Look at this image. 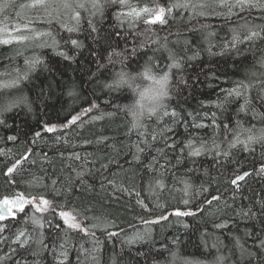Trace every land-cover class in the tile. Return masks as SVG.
<instances>
[{"label":"trees","instance_id":"trees-1","mask_svg":"<svg viewBox=\"0 0 264 264\" xmlns=\"http://www.w3.org/2000/svg\"><path fill=\"white\" fill-rule=\"evenodd\" d=\"M31 2L0 0V6L9 4L5 11L0 12V29L8 24L20 25L23 29V25L31 20L34 21L31 28L52 31L56 43H53V37H36L23 29L20 35L33 38L11 45L0 44V104L21 97L24 101L0 115V120L4 121L0 124V200L19 194L26 197L42 195L53 202V209L57 211L60 210L59 205L67 206L63 210L77 209L81 213L79 219L89 227L90 232L95 233V237L79 232H69L66 236L64 231L58 232L54 226L62 224V221L53 216L50 210L46 219L51 220L53 227L45 226V242L50 246L55 245L56 254L49 250L41 256H33L31 251L35 245L21 248L13 242L19 230H26L27 235H35L28 219L32 209L26 206L25 212H17L16 219L8 217L0 221V228L6 229L0 232V257H4L0 264H59L60 261L63 264H77L81 246L92 249L95 240L100 242L97 253L99 264H215L216 257L221 255L228 257L225 264H236L238 253L232 255L233 237H241L242 242L246 240L249 247H252L256 236L264 238V215L259 212V202L264 200V173L257 171L264 164V147L255 144L251 150L244 151L237 145L231 150L230 157H219L218 162L211 155L189 158L166 171L163 176L158 172H146L139 165L124 171L129 168L124 161L132 159L130 153L135 151L133 145L139 142V131L143 130L129 131L134 118L125 110V106L133 104L138 99V91L151 83L139 75L145 65L153 66L154 74L160 73L170 63L168 53L162 49L154 51L159 47L157 44L146 43L141 47L145 36L138 33H144L148 26L142 20L136 21L133 27L128 22L120 24L111 7L106 8L103 16H90L89 12H83L79 30L69 33L58 23L50 28L39 23L45 15L43 9L20 7ZM130 2L136 7H151L164 5L168 0ZM257 15L253 13V16ZM189 17L188 12H174L167 18V24L153 25L152 32L146 34L153 39L168 37V47L185 56L182 68L171 70L170 98L166 100L169 110L175 109L181 117H187L188 113H199L196 123H209L204 113L216 112L220 121L230 123L232 127H235L236 121H240L245 128H264V105H260L259 101H253L246 112H239L242 99L226 105V111L215 107L224 97L222 89L232 88L251 70L260 71L256 61L264 54V41H256L255 46L238 45L239 51L225 48L232 38L231 29L236 26L235 17L229 19L212 15L191 20ZM89 19L96 28L95 32L88 25ZM62 22L69 26L75 23L70 14L62 17ZM201 25L208 27L201 28ZM209 33L214 35L210 36ZM71 39L77 40L79 46H73ZM177 40L179 44L175 43ZM184 41H188L186 54L181 51L185 47ZM41 44L45 46L40 47ZM113 51L123 55H113V62L109 63L108 56ZM195 52H199L195 59L186 58ZM149 57L152 59L149 60ZM26 60L38 62L29 68ZM122 70L128 72L130 77H136L132 87L137 91L127 85L116 90L106 87ZM25 72L26 79H20L19 83L10 87L5 86ZM251 95L254 96L255 92ZM92 103L99 108L93 110L91 115L101 112L114 115L89 121L83 126L61 127L70 114L80 113ZM85 120L88 118L85 117ZM141 122L148 132L154 130L159 133L165 126L173 129L169 135L176 140L177 151L168 152L172 164H176L173 157L178 155L180 147L189 139L196 142V146L201 140L210 144L214 132L219 131L220 134L215 137L217 142H221L222 149L228 147L222 131L192 128L180 122L179 117L176 123L169 117L157 121L156 117L147 116ZM191 123L192 117H188L187 125ZM46 126H55L56 131L48 132ZM37 132L40 133L39 137L35 135ZM12 136L16 139L9 140L8 137ZM101 137L108 139L98 143ZM147 138L151 142V137ZM228 139H232L230 133ZM155 143L156 147H163L159 135ZM141 147L144 145L141 144ZM146 152L156 154L155 148L146 149ZM74 154H79L81 160H75ZM23 156L28 159L22 160L21 166L11 176L6 175L7 168ZM113 158L114 162L109 163ZM85 161L89 162L86 166ZM117 162L120 167H117ZM105 164L108 165L107 169L102 167ZM72 168L84 170V184L76 185L78 191L64 193L65 186L58 182L56 187L61 188L62 194L57 196L51 181H60ZM245 171L251 175L238 182V188L231 184L230 181L237 174ZM39 177H43V180L37 182L36 178ZM181 178L191 185L188 195L183 191ZM155 179L163 180L165 187H155L149 191V181L154 183ZM109 180L114 183L110 185ZM212 196H220L221 199L209 206L205 199ZM184 200L189 203L185 205ZM225 204L229 207L226 208ZM248 208L256 212L254 218L237 215L241 209ZM176 211L193 214L176 216ZM161 216L167 218L160 219ZM95 217L109 222L106 231L90 227L97 222ZM219 223H226L227 227H214ZM110 232L117 235L109 237ZM245 233L255 235L245 238ZM136 234L144 235V240L129 244L127 241ZM66 239L67 259L59 256V245ZM13 249L16 251L13 252ZM261 259L264 256L257 257L253 264H258Z\"/></svg>","mask_w":264,"mask_h":264},{"label":"snow or ice","instance_id":"snow-or-ice-1","mask_svg":"<svg viewBox=\"0 0 264 264\" xmlns=\"http://www.w3.org/2000/svg\"><path fill=\"white\" fill-rule=\"evenodd\" d=\"M9 7V4H4L0 6V12L5 11ZM20 7L28 8H40L44 10V18L39 21V23L48 26L49 28L54 24H59L61 28L65 29L69 33L77 32L82 20V13L89 12L90 16L105 14L106 8L111 7L115 10V17L123 24L125 22L129 23L130 27H133L136 21L142 20L143 24L148 26L145 28L144 33H138V35H144L145 39L141 42V47H144L146 43L157 44L159 47L154 49V51H160L161 49L168 53L167 59L170 63L166 64L164 69H161L160 73L153 72V66L145 65L144 71L139 75L143 78L149 80L151 83L138 91V99L131 105L125 106V110L129 112L133 118L134 122L131 125L130 132L132 130H141L139 131V142L133 145L135 148L134 152H131L132 159H125L124 163L129 166L128 169H123L128 171L132 168L133 165H139L145 169L146 172H158L161 176L164 175L166 171L174 169L177 165H180L184 160L189 158L201 157L204 155H211L214 161L218 162L217 158L225 157L228 158L231 156V150L236 148L237 145H240L244 151H249L252 148V145L259 144L264 147V128L254 130V126L245 128L240 121H236L235 127H232L230 123H225L220 121L217 117L216 112L204 113V117L209 120V123L205 124L203 122L196 123V117L199 116V113H188L187 117H181L180 114L175 110H169V106L166 103V100L170 98V80H171V70L172 69H181L182 62L185 56L181 55L180 51H174L168 47V37H156L152 38L147 33L152 32L153 25H164L168 23V17L172 16L174 12L190 13L189 19H194L196 17L208 18L209 16L215 15L217 17L223 16L229 19L236 18V26L231 29L232 38L225 44V48H232L239 51L238 45L248 44L250 46H255L256 41H264V0H168L164 5L156 4L155 6H143L136 7L133 6L130 0H32L31 3L21 4ZM253 13H258L257 16H253ZM70 14V18L75 23L69 26L66 23L62 22V17ZM259 21V22H257ZM34 21H29L23 25V29L33 33L36 37L47 36L53 37L52 31H38L35 28H31L30 25ZM88 25L91 28L92 32L96 31V28L92 25V20H88ZM208 25H201V28H207ZM17 32L21 31L20 27L15 29ZM196 31V29H193ZM0 32H3L4 35L11 37V33L8 32L7 27L0 29ZM154 35V33H153ZM179 35V34H177ZM209 35H214V33H209ZM30 35H18L11 38H0V44L11 45L14 42L26 41L32 39ZM163 39V43H161ZM73 46H79V42L75 39L70 40ZM53 43H56L53 37ZM179 44L180 41L175 42ZM185 47L181 49L182 52L186 54L188 41H184ZM45 46L41 44L40 47ZM135 52V48L133 49ZM211 53V48H209ZM65 55L67 59V55ZM122 56L123 53L115 52L109 54L108 60L109 63H112V56ZM199 56V52L193 53L192 56H187L186 58L191 60ZM152 58L149 57V60ZM38 61H28L25 63L29 65V68L35 66ZM260 71L251 70L249 71L245 78L237 81L234 86L230 89H222L221 91L224 94L223 99L215 105V107L221 111H226V105L234 102L235 100L242 99L243 104L239 106V112H246L247 108L252 105L253 101H259L260 105H264V54H262L256 61ZM159 67V65H155ZM27 73L25 72L23 76H18L16 79L12 80L9 84L5 85L10 87L19 83L20 79H26ZM136 77H130L129 73L126 71H120L116 73L113 83L106 85V87L116 90L122 86L127 85L129 88L132 87V82ZM133 91L137 89L133 88ZM252 92H255V95H251ZM72 95V93H69ZM23 98L19 100L0 104V115H3L4 112L10 111L12 107H15L17 103H23ZM99 106L95 103H92L89 108L82 109L80 113L75 115L70 114V118L61 125L62 128H69L73 126H83V124L89 121H98L103 120L105 117H112L113 113L101 112L99 115H91L93 110H98ZM147 116L148 118L156 117L157 121L163 119V117H169L173 120V123L177 122V118H180V122H185L186 126L192 128H213L215 130L222 131L225 136L224 140L227 142V149L221 148V142H217L215 138L219 135V131L214 132L211 143L208 141L201 140L196 146V142L192 139H189L184 143L180 149L177 156L173 157L176 160V164H172V161L168 159V152L177 151V142L174 137L170 136L169 133L173 132L171 127L165 126L160 129L159 133L148 132L147 127L141 122L142 119ZM85 117L88 120H85ZM188 117H192L191 125H187ZM4 121L0 120V124H3ZM46 131L55 132V126H46ZM232 135V139H228V134ZM37 137L40 136V133L35 134ZM157 135L163 141V147H156ZM151 137V142L147 138ZM241 136L244 138L241 139ZM9 140H15L16 137H8ZM108 138L101 137L98 140V143H104ZM141 144L144 147H141ZM107 146V145H105ZM155 148V155H151V152H146V149ZM166 149L168 151H166ZM186 153V154H185ZM143 157V158H142ZM27 156L21 157V159L15 160V162L7 168L6 175L11 176L16 172L17 168L21 166L22 160H27ZM75 160H81L79 154H74ZM147 160V162H145ZM163 160V163L161 162ZM114 158L109 161L113 163ZM195 160L193 159V163ZM88 161H85V166L88 164ZM105 169L108 168V165H102ZM117 167H120L117 162ZM191 171V169H189ZM260 173H264V165L257 170ZM74 173V175H73ZM85 172L84 170L77 171L75 168L70 169V172L67 176L62 177L60 181L53 179L51 184L53 186V191L57 196L61 195V188H57L56 185L60 182L65 187L63 188L64 193H72L78 191L76 187L77 184L83 185ZM207 174V170H205ZM251 173L243 172L242 174H237L234 179L230 182L231 184L240 186L238 182L244 181L246 177L250 176ZM135 178V176H133ZM37 182L42 181L43 177L36 178ZM181 183L184 184V193L185 195L189 194L191 185L181 178ZM108 183L111 185L114 182L109 180ZM155 187L164 188V182L161 179H155L154 183L152 180L149 181V191H153ZM207 191V189H204ZM221 199L220 196H212L211 199H205V203L209 206L213 202H219ZM142 203V202H141ZM183 203L187 205L188 200H184ZM32 209V215L28 218L33 226V232L35 235H27L26 230H19L16 234V239L13 241L17 243L21 248L31 247L35 245L32 249L31 254L33 256H41L45 251H52L53 254H56L55 245H49L45 242L44 229L47 225L48 227H53L51 220L46 219V214L52 210L53 216H57L61 223H57L54 227L59 231H64L67 236L69 232H79L86 236L95 237L94 232H90L88 226L84 225V222L79 219L81 213L73 208L71 210H63L66 208V205L57 206L58 209H53V202L44 196H32L26 197L24 194H19L14 197H5L0 200V221L5 220L8 217L16 219L17 212H25V207ZM147 208V205H143ZM225 207H229L225 204ZM259 212L261 215H264V200L259 202ZM37 214H40L39 216ZM191 212H180L176 211V216L181 215H192ZM237 215H241L245 218H254L256 212L252 208L241 209ZM167 217L161 216L160 219H166ZM97 222L93 223L90 227L101 229L106 231L110 226L109 222L101 220L100 217L94 218ZM154 221H145V223H153ZM214 227L218 229H224L227 227L226 223L215 224ZM5 228H0V232L5 231ZM109 237L117 235V233L110 232L108 233ZM254 233H245V238H251ZM21 237H24L21 240ZM145 236L141 234H136L134 237L130 238L127 242L129 244L135 243L138 240H144ZM232 244V255L238 253V258L236 264H253V261L256 260L259 256H264V238L256 236L252 241V247L247 246L246 240L242 242V238L239 236L233 237ZM99 240L94 241V247L92 249H84L83 246L79 249V254L77 256V264H99V256L97 253L100 251L98 245ZM66 245H68V240L66 239L64 243L59 245L61 251L59 256L67 259ZM216 247V245H213ZM219 251V249H217ZM13 252L16 250L13 249ZM175 256V254H173ZM81 257L83 259H81ZM4 257H0V260H3ZM228 257L223 255L217 256L215 264H225ZM59 264H63V261H60ZM115 264V262H114ZM258 264H264V259H261Z\"/></svg>","mask_w":264,"mask_h":264},{"label":"rangeland","instance_id":"rangeland-1","mask_svg":"<svg viewBox=\"0 0 264 264\" xmlns=\"http://www.w3.org/2000/svg\"><path fill=\"white\" fill-rule=\"evenodd\" d=\"M5 27H7L8 32L11 33V37L18 36V35H20V34L24 31L23 29H21L20 32H17V31L15 30L17 27H21L20 25L18 26V25H14V24H8V25H6ZM5 27H4V28H5ZM0 37H1V38H11V37H9V36L4 35L3 32H1Z\"/></svg>","mask_w":264,"mask_h":264},{"label":"water","instance_id":"water-1","mask_svg":"<svg viewBox=\"0 0 264 264\" xmlns=\"http://www.w3.org/2000/svg\"><path fill=\"white\" fill-rule=\"evenodd\" d=\"M263 165H264V164H263ZM4 198H5V197H4ZM2 199H3V198H2ZM2 199H1V200H2Z\"/></svg>","mask_w":264,"mask_h":264}]
</instances>
